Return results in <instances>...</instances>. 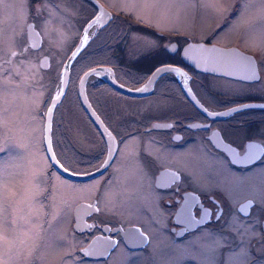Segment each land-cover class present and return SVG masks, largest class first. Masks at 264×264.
I'll return each mask as SVG.
<instances>
[{
    "label": "flooded vegetation",
    "instance_id": "obj_1",
    "mask_svg": "<svg viewBox=\"0 0 264 264\" xmlns=\"http://www.w3.org/2000/svg\"><path fill=\"white\" fill-rule=\"evenodd\" d=\"M34 1L23 0L19 32L0 45V65L12 74L16 54L35 55L42 45L45 18L32 14ZM76 2L77 17L67 15L61 30L91 32L52 110L48 142L60 171L43 139L52 88L37 115L48 168L41 192H60L69 201L65 233L80 239L76 250L98 237L92 253L105 257L91 260H105L116 248L153 259L149 245L186 241L195 248L187 264H264V49L245 43L240 31L224 38L227 30H217L232 21L236 6L212 30H194L161 27L106 0ZM33 29L40 38L36 47L27 36ZM6 36L0 34V44ZM197 42L204 45L198 57L232 70L197 69ZM37 57L60 90L62 63L55 72L48 54ZM71 78L72 103L59 109ZM53 170L59 180L52 190Z\"/></svg>",
    "mask_w": 264,
    "mask_h": 264
},
{
    "label": "rangeland",
    "instance_id": "obj_2",
    "mask_svg": "<svg viewBox=\"0 0 264 264\" xmlns=\"http://www.w3.org/2000/svg\"><path fill=\"white\" fill-rule=\"evenodd\" d=\"M106 1L116 8H129L137 16L141 13L161 27L194 30H212L234 5L232 21L217 30H227L223 31L224 38L240 31L245 43L264 49V0ZM75 2L35 0L32 14L45 18L39 23L40 49L35 55L16 54L11 64L15 74L0 65V264H187L186 258L195 248L186 241L169 246L166 240H159L157 245H149L147 250L153 252V259L142 252L124 254L122 248H116L105 260L81 258L76 250L80 239L71 241L65 233L63 208L69 201H63L60 192H41L47 189L44 182L47 160L39 135L42 116L39 119L37 115H41L50 90L59 91V84L52 80L53 74L49 78L47 70L39 68L37 56L48 54L51 57L48 68L57 71L74 43V36L81 32L75 27L70 32L61 30L67 26V15L71 19L77 17ZM22 6L23 0H0V34H7L1 38L0 45L12 41L15 32H19ZM13 23L14 30H7ZM74 83L75 79L71 78L59 109L72 103L68 98L74 93ZM5 116L11 120L10 124L3 121ZM182 164L192 167L186 162ZM51 179L48 189L53 190L59 180L54 170Z\"/></svg>",
    "mask_w": 264,
    "mask_h": 264
},
{
    "label": "water",
    "instance_id": "obj_3",
    "mask_svg": "<svg viewBox=\"0 0 264 264\" xmlns=\"http://www.w3.org/2000/svg\"><path fill=\"white\" fill-rule=\"evenodd\" d=\"M92 24V20H88L85 25L84 29ZM30 28V25L29 27ZM27 36L29 37V42L32 47H36L39 43V36L34 30H27ZM85 30L81 31V36L78 40V42L75 44L74 48L70 51V53L67 55L65 61L63 62L61 66V78H60V90L57 94L51 96L44 112V126H43V139H44V146H45V151L46 155L50 161V163L58 170L60 171V166L57 163V160L52 152L51 145L48 142V129L50 125V120H51V115H52V110L54 106L58 103V101L61 98V94L63 92L64 86L66 84L67 78H68V65L71 61V59L74 57V55L79 51L82 43H83V33ZM194 46V51L197 52V54L193 57V63L197 67V69L205 70V71H212L215 73L223 72V71H231L229 66H226L225 63L221 61H212L208 62L206 59L202 60L201 57H198V55H201V51L204 48V45L201 43H193ZM91 74V68L85 70L83 72L82 77L85 78ZM82 78V79H83ZM82 82V80H81ZM83 91V90H82ZM84 103V101H83ZM86 106V105H85ZM88 106V105H87ZM130 229H125V232H129ZM124 237V234H123ZM98 237L91 238L84 246L79 248V251L83 254V256L87 258H101L103 257L102 255H95L92 253L93 247L97 246L98 243Z\"/></svg>",
    "mask_w": 264,
    "mask_h": 264
},
{
    "label": "bare ground",
    "instance_id": "obj_4",
    "mask_svg": "<svg viewBox=\"0 0 264 264\" xmlns=\"http://www.w3.org/2000/svg\"><path fill=\"white\" fill-rule=\"evenodd\" d=\"M90 30H88V32H89Z\"/></svg>",
    "mask_w": 264,
    "mask_h": 264
}]
</instances>
